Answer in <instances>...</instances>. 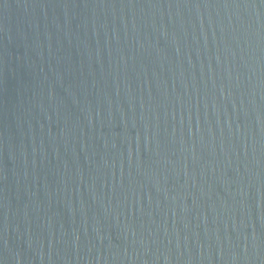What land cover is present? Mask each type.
<instances>
[{
	"label": "water",
	"instance_id": "95a60500",
	"mask_svg": "<svg viewBox=\"0 0 264 264\" xmlns=\"http://www.w3.org/2000/svg\"><path fill=\"white\" fill-rule=\"evenodd\" d=\"M0 264H264V0H0Z\"/></svg>",
	"mask_w": 264,
	"mask_h": 264
}]
</instances>
